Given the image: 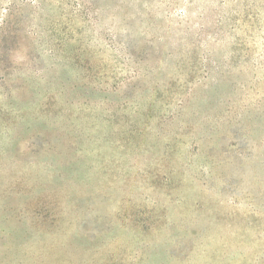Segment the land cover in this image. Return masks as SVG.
Wrapping results in <instances>:
<instances>
[{
  "label": "rangeland",
  "instance_id": "1",
  "mask_svg": "<svg viewBox=\"0 0 264 264\" xmlns=\"http://www.w3.org/2000/svg\"><path fill=\"white\" fill-rule=\"evenodd\" d=\"M0 264H264V0H0Z\"/></svg>",
  "mask_w": 264,
  "mask_h": 264
}]
</instances>
